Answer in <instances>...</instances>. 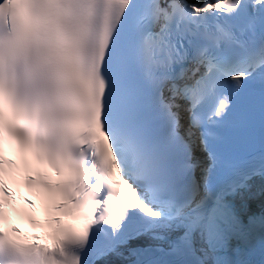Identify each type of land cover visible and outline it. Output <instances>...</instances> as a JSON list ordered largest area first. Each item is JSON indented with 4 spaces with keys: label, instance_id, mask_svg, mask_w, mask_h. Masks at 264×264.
I'll return each mask as SVG.
<instances>
[{
    "label": "snow or ice",
    "instance_id": "obj_1",
    "mask_svg": "<svg viewBox=\"0 0 264 264\" xmlns=\"http://www.w3.org/2000/svg\"><path fill=\"white\" fill-rule=\"evenodd\" d=\"M0 264H264V0H0Z\"/></svg>",
    "mask_w": 264,
    "mask_h": 264
}]
</instances>
